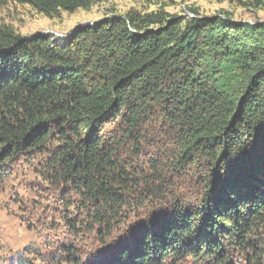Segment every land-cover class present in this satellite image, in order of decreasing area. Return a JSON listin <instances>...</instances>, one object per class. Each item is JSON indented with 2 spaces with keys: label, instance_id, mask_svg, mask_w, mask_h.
<instances>
[{
  "label": "trees",
  "instance_id": "1",
  "mask_svg": "<svg viewBox=\"0 0 264 264\" xmlns=\"http://www.w3.org/2000/svg\"><path fill=\"white\" fill-rule=\"evenodd\" d=\"M94 1L0 3L53 17ZM109 120L135 139L166 136L176 171L193 169L203 189L193 205L174 202L114 264H264V22L160 9L106 18L60 44L0 33V178L5 162L56 142L51 167L103 225L127 187L96 132Z\"/></svg>",
  "mask_w": 264,
  "mask_h": 264
},
{
  "label": "rangeland",
  "instance_id": "2",
  "mask_svg": "<svg viewBox=\"0 0 264 264\" xmlns=\"http://www.w3.org/2000/svg\"><path fill=\"white\" fill-rule=\"evenodd\" d=\"M160 9L187 20L198 15L264 22V0H95L87 10L53 17L27 5L0 3V33L43 36L60 44L77 29L106 18ZM84 128L88 129L83 127L82 132ZM96 132L114 151L113 160L125 174L124 207L98 224L92 218L98 208L51 167L56 142L45 151L21 152L1 166L0 264H114L119 252L129 249L151 222L167 219L174 202L189 206L201 198L195 171L188 167L176 171L177 153L166 136L149 132L142 140L135 139L125 136L123 126L112 120ZM176 264L198 263L185 258Z\"/></svg>",
  "mask_w": 264,
  "mask_h": 264
}]
</instances>
